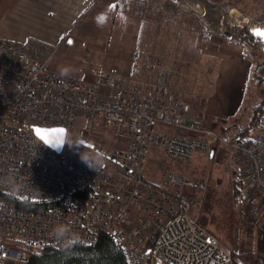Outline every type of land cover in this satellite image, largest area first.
<instances>
[{
	"label": "built area",
	"instance_id": "obj_1",
	"mask_svg": "<svg viewBox=\"0 0 264 264\" xmlns=\"http://www.w3.org/2000/svg\"><path fill=\"white\" fill-rule=\"evenodd\" d=\"M159 1L186 2L203 17L199 2ZM221 6L228 12L221 31L246 28L264 51L255 33L264 17ZM41 49L36 41L0 37V264H27L28 247L94 244L103 233L128 264H235L233 252L199 223L210 174L163 170L153 177L154 151L190 160L196 151L210 158L226 148L229 165L246 180L240 211L264 235V120L215 131L190 117L189 101L170 85L145 88L108 70L69 76L47 68L58 46L46 56ZM35 124L64 126L62 150L38 137ZM102 127L118 145L89 138ZM76 128L92 146L67 145ZM21 201L45 207L36 212Z\"/></svg>",
	"mask_w": 264,
	"mask_h": 264
},
{
	"label": "rangeland",
	"instance_id": "obj_2",
	"mask_svg": "<svg viewBox=\"0 0 264 264\" xmlns=\"http://www.w3.org/2000/svg\"><path fill=\"white\" fill-rule=\"evenodd\" d=\"M151 1L155 2L149 9L150 15L145 23L140 52L136 60V78L132 82L145 88L170 85L192 105V115L202 116L208 92L213 87L217 60L206 56L197 46L196 42L200 34L195 26V22L197 23L195 18L205 25L209 23L214 32L225 34L229 31L233 34L244 28L239 25L234 27L228 25L225 31H221L220 21L226 19L228 15L221 4L228 2L240 8L245 14L262 19L264 0H191L200 3V9L203 8L202 18L194 12V9H185L186 2ZM206 26L209 28L208 25ZM254 47L259 54H264L256 44ZM164 75L168 76L167 82L163 81ZM251 78L247 82L245 95L243 94L242 107L238 112L239 114L240 111L242 112L240 116L233 114L222 118L212 117L214 118L210 122L212 129L219 131L224 123L244 124L249 121L254 105L264 98V81L257 84ZM237 115L238 120H236ZM83 136H85L83 130L76 128L69 136L67 145L79 146L81 144L79 139ZM112 136L111 130L102 127L89 138L95 140L97 137L108 146L118 145L113 142ZM224 150L226 148L219 146L215 155L210 158L202 151H196L190 160H174L161 152L154 151L155 156L148 167V173L153 177L163 170L183 172L190 177L209 173L211 180L199 212V223L215 233L233 255L236 254L238 261L243 264H255L257 261H264V235L259 229L248 224L246 217L240 211L241 199H235L232 195L233 184L239 175L233 172L223 153ZM8 264L20 263L11 261Z\"/></svg>",
	"mask_w": 264,
	"mask_h": 264
},
{
	"label": "crops",
	"instance_id": "obj_3",
	"mask_svg": "<svg viewBox=\"0 0 264 264\" xmlns=\"http://www.w3.org/2000/svg\"><path fill=\"white\" fill-rule=\"evenodd\" d=\"M154 2L0 0V37L17 43L39 42L42 56L58 46L49 70L87 78L98 70L115 71L132 82ZM196 44L202 53L217 60V66L203 115H192L190 104V117L210 127L214 118L239 115L254 64L247 47L224 33L210 30L207 37L199 35Z\"/></svg>",
	"mask_w": 264,
	"mask_h": 264
},
{
	"label": "trees",
	"instance_id": "obj_4",
	"mask_svg": "<svg viewBox=\"0 0 264 264\" xmlns=\"http://www.w3.org/2000/svg\"><path fill=\"white\" fill-rule=\"evenodd\" d=\"M195 21H197V23L195 22V26L198 29L199 34L207 37L210 34V29L205 24L201 23L198 18H195ZM231 37L234 41L242 43L247 47V53L254 63L251 77L255 80V83H262L264 81V54L261 55L255 50L254 46L256 43L254 35L250 31L244 29L240 32L233 33ZM167 80L168 76L164 75L163 81L167 82ZM241 113L242 112L240 111V114ZM238 118L239 117H237L236 120H238ZM263 120L264 98H262L259 103L254 105L249 121L244 124L248 127H254ZM232 125L233 124H223L221 125L219 131H225ZM233 172L239 176L236 178L235 183L233 184L232 195L235 197V199L239 200L245 192L246 180L239 174L237 168H233ZM21 202L22 208L34 210L36 212L43 211L45 207V205L43 207L40 206V203L33 201ZM47 206L49 205L46 203V207ZM27 249L30 253V260L27 264H128V259L124 250L109 234L106 233H103L99 240L94 244H80L77 242H70L61 246L49 245L43 248L34 249L28 247ZM234 260L235 264H243L237 260L235 253ZM255 264H264V261H257Z\"/></svg>",
	"mask_w": 264,
	"mask_h": 264
},
{
	"label": "water",
	"instance_id": "obj_5",
	"mask_svg": "<svg viewBox=\"0 0 264 264\" xmlns=\"http://www.w3.org/2000/svg\"><path fill=\"white\" fill-rule=\"evenodd\" d=\"M256 30L264 31V29L261 27L256 28L255 33H256ZM225 34L229 37L232 36V34L229 31L226 32ZM259 37H260L261 41H264V37H261V36H259ZM33 129H34V132L36 133V135L38 137H40V138H41V136L46 137L47 141H50V142H47L45 139H42V138L41 139L44 140L53 149H55L57 151L62 150L64 143H65V138H66V128L64 126H62V125L42 126V125L35 124V125H33ZM61 130H63V131L61 132ZM61 141H62V143H61ZM79 141H80V143H82L86 146H92L93 145L92 143L88 142L85 139H80Z\"/></svg>",
	"mask_w": 264,
	"mask_h": 264
},
{
	"label": "snow or ice",
	"instance_id": "obj_6",
	"mask_svg": "<svg viewBox=\"0 0 264 264\" xmlns=\"http://www.w3.org/2000/svg\"><path fill=\"white\" fill-rule=\"evenodd\" d=\"M101 20L103 19L102 17L100 18ZM256 33H257V35H259V36H261V37H264V31H261V30H256ZM69 43H71V41H69ZM63 130H61V132H62ZM39 134V133H38ZM41 138L42 139H45L46 141H47V138L46 137H44V136H41ZM47 142H50V141H47ZM61 143H62V141H61Z\"/></svg>",
	"mask_w": 264,
	"mask_h": 264
},
{
	"label": "clouds",
	"instance_id": "obj_7",
	"mask_svg": "<svg viewBox=\"0 0 264 264\" xmlns=\"http://www.w3.org/2000/svg\"><path fill=\"white\" fill-rule=\"evenodd\" d=\"M58 235L62 237V236L64 235L63 230H61V231L58 233Z\"/></svg>",
	"mask_w": 264,
	"mask_h": 264
}]
</instances>
